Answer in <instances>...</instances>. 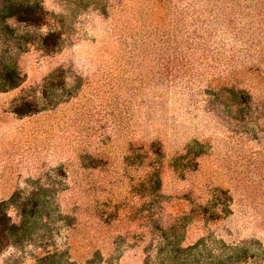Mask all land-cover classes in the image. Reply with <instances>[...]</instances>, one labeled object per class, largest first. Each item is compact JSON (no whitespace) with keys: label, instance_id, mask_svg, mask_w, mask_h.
Returning <instances> with one entry per match:
<instances>
[{"label":"rangeland","instance_id":"374dc122","mask_svg":"<svg viewBox=\"0 0 264 264\" xmlns=\"http://www.w3.org/2000/svg\"><path fill=\"white\" fill-rule=\"evenodd\" d=\"M0 264H264V0H0Z\"/></svg>","mask_w":264,"mask_h":264},{"label":"trees","instance_id":"16d2710c","mask_svg":"<svg viewBox=\"0 0 264 264\" xmlns=\"http://www.w3.org/2000/svg\"><path fill=\"white\" fill-rule=\"evenodd\" d=\"M31 17H32V21L34 22H36V23H38V22H40L41 20H40V17H37V18H33V17H36V16H34V14H31ZM12 86H14V84H12Z\"/></svg>","mask_w":264,"mask_h":264}]
</instances>
